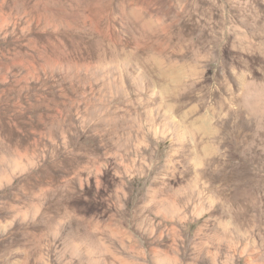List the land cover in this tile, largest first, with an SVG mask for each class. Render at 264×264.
I'll use <instances>...</instances> for the list:
<instances>
[{
  "label": "rangeland",
  "instance_id": "1",
  "mask_svg": "<svg viewBox=\"0 0 264 264\" xmlns=\"http://www.w3.org/2000/svg\"><path fill=\"white\" fill-rule=\"evenodd\" d=\"M0 264H264V0H0Z\"/></svg>",
  "mask_w": 264,
  "mask_h": 264
}]
</instances>
